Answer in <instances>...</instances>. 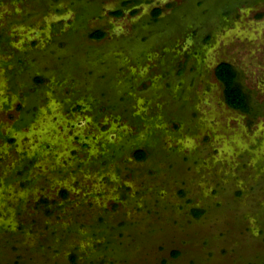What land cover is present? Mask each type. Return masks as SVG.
Here are the masks:
<instances>
[{
  "label": "rangeland",
  "instance_id": "rangeland-1",
  "mask_svg": "<svg viewBox=\"0 0 264 264\" xmlns=\"http://www.w3.org/2000/svg\"><path fill=\"white\" fill-rule=\"evenodd\" d=\"M0 264H264V0H0Z\"/></svg>",
  "mask_w": 264,
  "mask_h": 264
},
{
  "label": "trees",
  "instance_id": "trees-1",
  "mask_svg": "<svg viewBox=\"0 0 264 264\" xmlns=\"http://www.w3.org/2000/svg\"><path fill=\"white\" fill-rule=\"evenodd\" d=\"M121 12L122 9L115 11L116 14H121ZM159 12L160 8L156 7L153 10V15L157 16ZM91 35L99 38L104 35V31L97 29ZM214 74L223 85V95L227 104L231 107L246 111L248 109L247 95L236 81L237 70L233 64L226 60L219 61L214 67ZM134 155L138 159L143 158L145 150L143 148H137L134 151Z\"/></svg>",
  "mask_w": 264,
  "mask_h": 264
}]
</instances>
